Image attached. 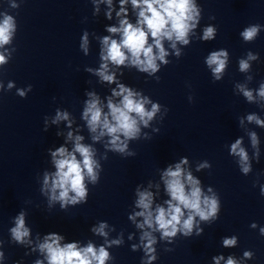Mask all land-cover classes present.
I'll use <instances>...</instances> for the list:
<instances>
[{
    "label": "clouds",
    "instance_id": "1",
    "mask_svg": "<svg viewBox=\"0 0 264 264\" xmlns=\"http://www.w3.org/2000/svg\"><path fill=\"white\" fill-rule=\"evenodd\" d=\"M93 6V16L103 15L108 21L104 32L84 30L79 43V49L84 56L90 55L92 40L99 45L98 67L86 66L84 71L97 78V83L109 88L108 95L101 96L96 90H85L80 120L77 123L73 114L67 109L56 108L55 114L44 117V128L47 132L51 126L57 127L56 135L63 137V143L58 147L47 149L50 168L37 174L40 193L46 198L47 208L51 211L59 205L61 211L70 207L84 205L88 202L90 187L100 183L103 165L101 161L108 159V153L117 154L123 158L134 157L137 153L130 148L133 141L150 140L152 137L145 129L158 133L154 127L156 121L163 122L169 109L158 101H153L143 90L124 83V69H135L138 73L160 81L158 73L172 61L170 56L179 60L183 49L189 47L193 40L209 42L216 38L218 29L214 24L205 25L200 32L203 9L198 0H90ZM104 6L102 9L101 6ZM14 8L19 5L13 4ZM86 19V18H85ZM214 20L215 17H209ZM264 25L249 24L239 36L244 43L254 42ZM18 31L17 20L5 14L0 20V93L11 92L26 99L33 86L17 87L15 81L9 80L5 86L3 76L7 65L16 52L14 40ZM7 46V47H5ZM260 59L258 53L249 50L244 57L238 59V71L243 74L252 72L251 61ZM230 63V53L221 48L212 50L204 58V64L209 70L213 82L222 81ZM253 75H247L248 81ZM91 83V81H89ZM234 92L249 104H255L264 110V81L258 88H250L248 84L236 82ZM55 99V98H53ZM189 103L194 102L192 95ZM239 127L248 137L252 149L249 154L245 146L244 136L237 137L228 145V154L234 159L240 172L248 176L253 172V161L259 162L261 140L258 133L246 127L255 125L264 129V118L251 112L238 117ZM64 124V129L60 125ZM87 130V139L83 131ZM90 140V142H87ZM97 144L103 146L100 153ZM212 164L199 161L195 164V172L210 170ZM192 163L187 156H181L178 161L169 163L159 169V179H149L145 184H137L134 189V199L127 219L136 229L129 233L128 241L138 242L130 245L131 251H142L140 264H155L158 260L157 245L164 243V251L172 252L178 237L191 238L204 233L202 225H211L219 220L222 203L219 193L212 186H205L202 180L194 174ZM259 185L260 195L264 197V184L259 177L253 187ZM163 194V195H162ZM30 203V201L28 202ZM28 212L22 209L12 218L8 231V243L24 247L28 251L25 256L38 254L32 264H113L115 257L110 249L125 244L124 231L121 230L115 238L111 236L116 231L115 226L106 220L97 221L89 231L93 236L102 238L103 243L97 245L88 239L68 241L58 232L33 237L29 226ZM250 228L259 229L264 236V226L256 222ZM5 240L0 239V264L7 260L4 247ZM239 244L237 235L225 236L221 246L232 249ZM254 252L245 250L241 257L223 253L214 255L211 264H245L254 258ZM14 264H24L23 260Z\"/></svg>",
    "mask_w": 264,
    "mask_h": 264
}]
</instances>
